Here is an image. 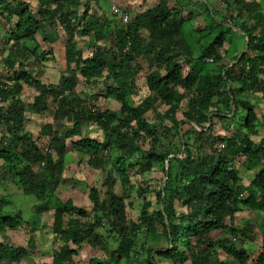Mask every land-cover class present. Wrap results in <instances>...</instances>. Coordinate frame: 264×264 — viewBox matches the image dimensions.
Wrapping results in <instances>:
<instances>
[{
	"label": "trees",
	"instance_id": "16d2710c",
	"mask_svg": "<svg viewBox=\"0 0 264 264\" xmlns=\"http://www.w3.org/2000/svg\"><path fill=\"white\" fill-rule=\"evenodd\" d=\"M101 1L106 0H84L80 15L79 0H35L34 6L24 0H0V57L7 51L0 58V130L5 131L0 136V189L12 186L34 199L32 216L24 220L8 208L10 194L0 196V264H45L32 261L29 253L36 233L45 228L58 243L48 264H264V224L262 244L252 253L232 241L248 240L256 228L246 221L237 224L236 213L245 209L264 218V137L256 144L250 141L264 130V116L259 119L256 104L241 98L251 90L264 96L262 3L175 0L171 7L169 0H160L149 7L141 0L139 7L117 6L115 14L108 8L101 16L87 15L91 3L99 7ZM188 4L202 12L190 10ZM197 18L203 21L200 29L193 25ZM60 31L66 37L67 75L62 74L57 84H46L35 65L52 58ZM90 32L97 44L83 58L74 39ZM110 35L111 47L98 44ZM14 51L21 62L12 56ZM29 58L33 63L27 69L23 62ZM78 74L85 85H101L119 109L95 106L98 94L76 96ZM139 77L143 88L137 85ZM28 89L37 94L25 105L21 97ZM50 100L57 104L53 117L68 125L54 129L45 124L35 139L24 129L25 111L40 116L52 105ZM159 104L167 108L162 118L172 122L169 127L163 119H147ZM178 112L181 119L176 118ZM215 119L232 123L233 135L212 137ZM91 125L102 130L105 141L83 135ZM182 126L188 128L181 131ZM171 137H177L178 144L172 146ZM68 146L94 170L112 166L105 171L103 199L97 187L78 181L88 186L89 211L59 196L58 189L67 181ZM240 159L247 170H254L245 185L235 169ZM155 167L163 174L158 186L141 179ZM134 196L140 207L132 221L126 207H132ZM50 211L51 223L42 222V215ZM20 228L30 234L26 246H15L8 235ZM145 233L164 247L146 250ZM83 248L95 254L84 263L75 261Z\"/></svg>",
	"mask_w": 264,
	"mask_h": 264
},
{
	"label": "rangeland",
	"instance_id": "374dc122",
	"mask_svg": "<svg viewBox=\"0 0 264 264\" xmlns=\"http://www.w3.org/2000/svg\"><path fill=\"white\" fill-rule=\"evenodd\" d=\"M26 2H30L31 6H34L36 4L35 0H24ZM80 3L77 4L76 10L80 15H83V6H84V0H79ZM147 1V5L149 7H153L157 5V3L160 0H145ZM259 2L262 3V6L264 7V2L263 0H258ZM175 0H169L168 3L172 7L174 5ZM141 0H106L104 2H100L99 7L97 4L94 2L91 3L89 10L87 11V15L95 13L98 16H101V14H104L105 11L109 8L112 14H115L117 6H120L121 8L125 7H139L141 5ZM146 5V7H147ZM190 10L194 12H202V10L197 7L196 5H187ZM217 9L219 11L223 12V9L216 5ZM110 14V13H108ZM184 17L185 14L183 13ZM87 17V16H86ZM81 19V18H80ZM82 22L80 21L79 24ZM203 21L200 18H197L196 20L193 21L194 28L200 29L203 27L202 25ZM112 28V25L110 26ZM189 28H186V34L187 37H189L190 33L188 32ZM93 32V31H91ZM91 32L87 35V37H82V36H76L74 39L77 45V49L82 50L83 53V58L90 56L91 55V50L92 48L97 44L94 41L91 40L90 34ZM90 38V39H89ZM193 37L190 38V41L188 42L189 44L192 43ZM99 45H103V47H111L114 44V38L113 35H110L109 38L98 42ZM66 45V37L65 35L60 31V37L59 40L52 44V58L49 61L46 62H41L37 63L35 65V70L39 73V78L42 82L46 84H57L60 76L67 75L65 72V59H64V52H65V46ZM43 48H45V45H43ZM224 47L225 51L229 50V44L224 43L222 46ZM240 50L238 49L239 53ZM16 54V51L12 53V56L14 57ZM7 56V51L3 52L2 56L0 58H4ZM17 58L18 62H21V56L17 53L15 56ZM210 61V60H209ZM33 63V59L29 58L27 62H23V67L25 68H30L29 64ZM144 68H146V65L143 63L142 64ZM2 67V61L0 60V68ZM185 72L188 71L187 68L183 69ZM77 86L75 89V94L77 95H82L83 94H98L99 97L95 103H93L95 106H98L101 109H110L113 111H117L119 109V104L114 101L111 98H106L105 94L106 92L101 88V85H85L83 82V79L81 76L78 74L77 75ZM137 85L139 88L145 87L144 81L139 77L137 80ZM250 91V90H249ZM37 92L34 89H28L23 96L21 97L24 104L28 105V103H32L34 96H36ZM85 97V96H84ZM260 97V98H259ZM241 98H244L246 101H249L250 103L256 104V114L259 119H261L264 116V96H260V94H255L254 90H251V92H247L246 94L243 93L241 95ZM257 99V100H256ZM52 105L48 107V109L40 116L32 114L30 109H26L25 111V117L27 121L25 122V131H29L33 133L35 136L34 138H37V133L39 132V129L41 126L45 124H52L54 129H58V125H68L66 120L63 119H55L52 114V110L56 109L57 104L52 103V100L49 101ZM88 104L91 102L88 101ZM223 107L222 105H220ZM167 108L163 105H158L156 107L155 112H150L147 113V119L154 121L157 123L160 119H163L162 116L165 113V110ZM177 119H181V112H178L176 114ZM240 122V121H239ZM215 126L213 128V132L210 133L212 137L216 138L219 135L223 134H228V135H233L232 130L235 129L232 123L229 121H219L218 119L214 120ZM163 124L166 126H171L172 122L170 120L163 119ZM60 125V128H61ZM188 126H182V130H186ZM228 128V131L226 130ZM83 135H86L88 137H97L101 141H105V137L102 134V130H96L94 125L85 127L83 130ZM3 133L5 131L3 130ZM0 130V136L1 134ZM161 134V133H159ZM169 135V133H168ZM170 135H173V133ZM264 137V130L262 128L259 129L258 134L256 136H250V141L253 144L258 143L262 138ZM173 140L172 146L174 145V142L177 143V137H171ZM142 142V141H141ZM162 143L168 144L167 140H163ZM69 144V142H68ZM178 144V143H177ZM143 148H148L147 144L142 143L141 144ZM169 146V145H167ZM170 147V146H169ZM24 148H18L17 151H20L21 153L23 152ZM242 159L239 161H236L235 163V169L238 171L240 178H241V183L248 184L250 180H252L254 176V170H247L246 167L240 162ZM87 159L82 157L81 154L74 152L70 146L67 148V153L65 157V171H64V179L67 181H63V184L60 186L58 189L60 199L62 201H66L67 199H71L73 201V204L76 207H82L89 211L92 207L89 199H88V186L92 185L94 187H97V189L100 191V198L103 199L105 197V187L102 186V183L105 182V178L107 177V173L105 172L106 170L109 171L111 170V165H107L105 170H94L91 167L88 166L87 164ZM35 171L37 169L34 168ZM115 174V173H114ZM130 177L133 175V172H129ZM163 174L161 173V169L155 167L152 172H145L144 176H141L142 181L152 185L158 186L161 180V177ZM69 179V181H68ZM132 180L136 179L135 177H131ZM72 180H77V183H73ZM82 180V183L87 184L86 188L78 181ZM138 182V181H137ZM117 186L119 184H116ZM163 185V183H162ZM4 191V192H3ZM115 191L120 194L121 189L118 187H115ZM10 194V195H9ZM9 195V196H8ZM151 195H153L151 193ZM0 196H5L9 197L8 208H12L14 211H18L22 218L24 220L30 219L32 216V207L34 205V199L33 197L25 196L21 192L17 191L16 188L12 186H7L6 188H3V190L0 189ZM8 200V199H7ZM132 202V207H126V212H127V219L135 221L137 220L138 217V210L140 207V202L139 199L134 196L133 198L130 199ZM129 201H125V203H128ZM236 217V223L237 224H242L244 221L248 224H255L256 228L253 230L252 236L245 241H239V240H232L234 244L239 245L247 250L248 253H252L255 251L258 247L261 246L262 241V231L260 229L261 226L264 224V218L262 214L259 213H254V212H249L248 210L242 209L240 212L235 214ZM39 217H35L34 221H37ZM42 222L46 221L45 223H51L53 219V211H50L48 213H45L41 217ZM128 222V221H126ZM235 223V224H236ZM128 224V223H126ZM28 227V226H27ZM24 228V226H23ZM156 235L160 234V230L155 233ZM11 237V241L15 246H26L27 241L30 237V234L28 231L23 230L20 228L17 230V232H10L8 234ZM215 239L220 238L219 234H214L213 236ZM143 245L145 246L146 250L155 248V247H164V243L160 242L158 238H154L151 233H145L143 235ZM1 241V239H0ZM58 246V243H55L54 240L51 237L50 230L49 228L42 229L36 233V241H35V248L31 251L30 257L32 261H41L45 264H48L50 262L51 258V252L54 247ZM84 251L75 258V261H79L81 263H84L88 257L89 254L94 255L95 252H90V249L88 248H83ZM99 254V252H96ZM222 260H225V257H221ZM28 261H26L23 264H27ZM160 264H166L165 262H160Z\"/></svg>",
	"mask_w": 264,
	"mask_h": 264
},
{
	"label": "built area",
	"instance_id": "2783aa9c",
	"mask_svg": "<svg viewBox=\"0 0 264 264\" xmlns=\"http://www.w3.org/2000/svg\"><path fill=\"white\" fill-rule=\"evenodd\" d=\"M122 16V21L125 23L126 22V16L125 15H121Z\"/></svg>",
	"mask_w": 264,
	"mask_h": 264
},
{
	"label": "clouds",
	"instance_id": "9594fccd",
	"mask_svg": "<svg viewBox=\"0 0 264 264\" xmlns=\"http://www.w3.org/2000/svg\"><path fill=\"white\" fill-rule=\"evenodd\" d=\"M234 240V239H233ZM235 241V240H234Z\"/></svg>",
	"mask_w": 264,
	"mask_h": 264
}]
</instances>
